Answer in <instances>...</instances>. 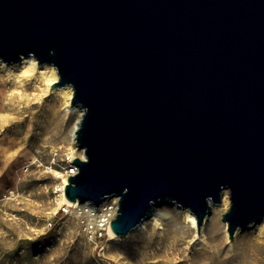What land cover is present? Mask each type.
I'll return each instance as SVG.
<instances>
[{
	"label": "water",
	"instance_id": "water-1",
	"mask_svg": "<svg viewBox=\"0 0 264 264\" xmlns=\"http://www.w3.org/2000/svg\"><path fill=\"white\" fill-rule=\"evenodd\" d=\"M22 55L72 87L64 195L118 197L116 235L163 204L198 228L223 189L230 240L264 216V0H0V59Z\"/></svg>",
	"mask_w": 264,
	"mask_h": 264
},
{
	"label": "rangeland",
	"instance_id": "rangeland-1",
	"mask_svg": "<svg viewBox=\"0 0 264 264\" xmlns=\"http://www.w3.org/2000/svg\"><path fill=\"white\" fill-rule=\"evenodd\" d=\"M75 120L43 81L13 82L0 70V264H206L218 249L213 264H264L256 229L236 230L238 239L252 235L245 246L229 242L219 216L218 227L196 239L181 207L171 204L156 209L161 228L150 224L119 240L86 238L72 207L58 202L72 159L83 158L72 139Z\"/></svg>",
	"mask_w": 264,
	"mask_h": 264
},
{
	"label": "bare ground",
	"instance_id": "bare-ground-1",
	"mask_svg": "<svg viewBox=\"0 0 264 264\" xmlns=\"http://www.w3.org/2000/svg\"><path fill=\"white\" fill-rule=\"evenodd\" d=\"M4 63L7 64V62L0 60V70L3 69L5 71L6 76L9 80H11L13 82H22V81H26L29 79H34L36 81H43V83L45 85V90H48L49 92H52V93H58V94L62 95V97L64 98V101L66 103V106L68 107L69 112L76 115V120L74 123L73 132H72V139L74 140V132L79 125V122H80V119L82 116V109L79 107L73 106L71 104V98L73 95V89L71 86L56 84L54 87H52L50 89L51 84L54 82H57V80H58V74L56 72V69L52 65L38 63L34 57L29 56V55L20 56V58L18 60L14 61V62H10V64L8 63L9 66L8 65L5 66ZM74 146H75V148L82 150V148L79 147L76 144V142H75ZM73 152H74V150H73ZM76 171H77V168H74L73 172H76ZM70 172L71 173H69V174H72V171H70ZM66 181H67V176H63L58 202L60 204L63 203V204H66L68 206H71V207H76L79 205V202L78 201H74V202L69 201L66 199V197L64 195L63 187H64V184L66 183ZM104 201H109V202L115 203V210H114V215H115L117 212V207H118V197L111 196V197L106 198ZM209 203L211 205V213L209 216H207L205 218L204 224H202V223L198 224V228H197V221H196L194 214L192 212H190L189 209H186V208H180L179 209V212L181 213V215L183 216L184 220L187 223L188 231H190L193 235H195L196 239L197 238L198 239L200 238L201 240L204 239V232H205L206 228L215 229L218 227V217L222 216V213L226 212L227 209L229 208V205H230L229 191L227 189L222 190V192H221V203L220 204L213 205L210 201H209ZM158 206H155L153 208V213L151 216L142 220L136 227H134L128 233L131 234L133 232H138V231L147 229L150 224H153V226H155L157 228H161L162 223H163V217L161 214L157 213L156 209ZM174 216H175V214H174ZM206 225H207V227H206ZM249 228H254L257 230V232L255 233L256 238H262L264 236V216L259 219V221L255 224V226H250ZM182 230H183V227L180 231H182ZM197 231H198V234H197ZM107 233L109 235V239H111V240L121 239V237L116 235L111 230L110 227L108 228ZM223 233H224L226 239H229V242H232L233 237H234V239L236 241L238 240L240 242L241 246H245L242 243V241L244 239H251V237H252V235H246L245 237H241L240 239H238V235H237L238 231H236L233 233L231 240H230V237H228L229 233L227 230V222H225V221H223ZM218 254H219V249L217 251H212L211 253H209L207 255V257L210 261L207 262L206 264H213L212 260L215 257L217 258Z\"/></svg>",
	"mask_w": 264,
	"mask_h": 264
},
{
	"label": "built area",
	"instance_id": "built-area-1",
	"mask_svg": "<svg viewBox=\"0 0 264 264\" xmlns=\"http://www.w3.org/2000/svg\"><path fill=\"white\" fill-rule=\"evenodd\" d=\"M74 168L70 170L72 173H75L73 172ZM114 210L115 203L109 201H103L99 205H95L91 201H85L79 203L76 207H72L71 211L85 237L96 241L108 235L109 221L115 216Z\"/></svg>",
	"mask_w": 264,
	"mask_h": 264
}]
</instances>
